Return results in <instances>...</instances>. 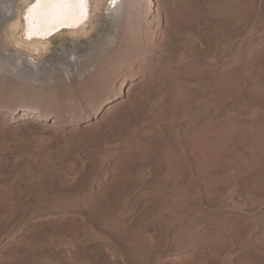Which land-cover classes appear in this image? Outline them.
<instances>
[{
	"label": "rangeland",
	"instance_id": "1",
	"mask_svg": "<svg viewBox=\"0 0 264 264\" xmlns=\"http://www.w3.org/2000/svg\"><path fill=\"white\" fill-rule=\"evenodd\" d=\"M6 1L0 264H264V0H94L41 50Z\"/></svg>",
	"mask_w": 264,
	"mask_h": 264
},
{
	"label": "snow or ice",
	"instance_id": "2",
	"mask_svg": "<svg viewBox=\"0 0 264 264\" xmlns=\"http://www.w3.org/2000/svg\"><path fill=\"white\" fill-rule=\"evenodd\" d=\"M89 0H33L26 8L25 35L31 39L45 26L79 23L87 16Z\"/></svg>",
	"mask_w": 264,
	"mask_h": 264
},
{
	"label": "bare ground",
	"instance_id": "3",
	"mask_svg": "<svg viewBox=\"0 0 264 264\" xmlns=\"http://www.w3.org/2000/svg\"><path fill=\"white\" fill-rule=\"evenodd\" d=\"M27 1H28V3H32L33 2V0H27ZM108 1H109V4H110L108 10H112V13H111L112 14V17H114L116 19H118L120 17V15H122L123 9L126 6H129V7L133 8V9H136L139 6L138 0H105V5L108 4ZM6 2L8 3V1H6V0H0V16L4 13V10H5L4 8L7 7V6L5 7ZM93 3H94V0H89L88 6H89V16L90 17L92 15V11H93L92 10L93 9V6H94ZM26 6H28V4L22 5L20 7V9H21L20 16H22V11H23L24 8H26ZM131 8H129V9H131ZM136 10H138V9H136ZM85 25H86V22L85 21L82 22V20H81L80 27L78 29L79 30H83L85 28ZM49 26L50 25L45 26L44 29L48 28ZM73 30H77V29H73ZM73 30H69V32H71ZM22 31H23V23H22V21L19 20V23L18 24H15V26L13 28V32H20L19 38L18 39L17 38L14 39V35L11 33L12 31L10 32L11 34L9 36H10V38L12 40H15L16 42L19 41L18 42L19 44L22 43L23 45H26V47H29L32 50L33 49H35V50H41V49L47 48V45H45V46L43 45V43H42L43 40L42 39H38V38H31V39H29V38H26L24 36V34L22 33ZM6 41L7 40H5L4 43ZM68 67H72V65L71 64H68Z\"/></svg>",
	"mask_w": 264,
	"mask_h": 264
},
{
	"label": "water",
	"instance_id": "4",
	"mask_svg": "<svg viewBox=\"0 0 264 264\" xmlns=\"http://www.w3.org/2000/svg\"><path fill=\"white\" fill-rule=\"evenodd\" d=\"M31 3L28 4V6L30 5ZM26 6V8L28 7ZM26 8L23 9L22 11V23H23V31L22 33L24 34V36L26 37L25 35V21H24V15H25V10ZM89 6H88V11H87V16L82 19V22L85 21L87 23V21L89 20ZM80 23H70V24H63V25H57L55 28H52L51 30L49 26L48 28L46 29H42L40 30L38 33H34L32 35V38H38V39H42V40H48L50 38H52L56 33H59V32H62V31H69V30H73V29H78L80 27ZM27 38V37H26Z\"/></svg>",
	"mask_w": 264,
	"mask_h": 264
}]
</instances>
